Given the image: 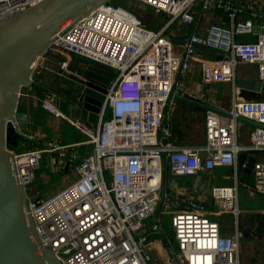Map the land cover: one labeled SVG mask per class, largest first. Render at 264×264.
<instances>
[{
	"label": "built area",
	"instance_id": "1",
	"mask_svg": "<svg viewBox=\"0 0 264 264\" xmlns=\"http://www.w3.org/2000/svg\"><path fill=\"white\" fill-rule=\"evenodd\" d=\"M43 1L0 0V19ZM136 1L188 25L195 22L192 11L198 1L204 10L214 7L227 12L232 23L238 15L224 0ZM233 35L229 60L202 62L204 82H235L239 64L257 66L259 80L264 82V34L252 43H238ZM204 43L195 34L185 41L183 55H178L165 29L148 30L138 16L112 2L81 17L54 40L50 51L69 60L60 67L63 74L88 83L71 71L74 56L118 72L108 88L96 130L70 119L49 102L43 105L47 112L86 135L93 146L92 153L80 161L74 156L78 179L70 187L47 200L27 194L28 211L41 245L62 264H239L238 238L222 234L219 222L207 216L204 203L192 202L172 215L175 243L166 236L158 218L163 203V157L168 158L174 175L187 177L218 166H236L241 152L260 153L263 159L254 164L253 182L247 189L264 194V100H235L232 119L208 112L202 147L179 149L161 142L166 108L178 75L190 70L196 46ZM44 57L33 67L36 74ZM238 117L260 125L247 147L237 144ZM35 139L31 134L29 141ZM47 151L14 153L18 184L27 189L34 183L42 154ZM212 199L216 217L240 215L237 185L214 188ZM151 219L154 222L149 226ZM162 235L165 244L159 240ZM156 245L158 257L153 254Z\"/></svg>",
	"mask_w": 264,
	"mask_h": 264
},
{
	"label": "water",
	"instance_id": "2",
	"mask_svg": "<svg viewBox=\"0 0 264 264\" xmlns=\"http://www.w3.org/2000/svg\"><path fill=\"white\" fill-rule=\"evenodd\" d=\"M114 0H44L42 3L20 13L0 19V264H62L55 255L41 245L32 216L28 211L25 187L15 179L14 153L23 152L24 141L30 139L34 118L19 109L23 89L35 87L55 103V108L64 110L72 120H83L97 129L99 113L108 89L88 82L64 87V92L48 88L43 77L33 71L37 61L46 55L58 35L81 17L90 14L103 4ZM238 15L232 23L227 12L223 21L214 23L212 34L204 44L196 46V52L215 61L229 60L232 35L264 34V9L236 7ZM239 18L242 23L238 25ZM196 31L188 36L192 38ZM175 43V42H174ZM59 89V90H60ZM232 119L233 102L264 100V82L257 79L226 82L221 94V107L206 106L189 94L171 99ZM241 117L237 121H243ZM249 122V121H248ZM256 128L257 123H252ZM171 124L163 126L169 132ZM169 144L168 138L162 141ZM244 156H240L242 165ZM66 166H69L67 163ZM53 167V159H52ZM193 203L201 196L211 198L213 180L200 177L196 185L188 186ZM177 197H182L177 195ZM183 198V197H182Z\"/></svg>",
	"mask_w": 264,
	"mask_h": 264
},
{
	"label": "crops",
	"instance_id": "3",
	"mask_svg": "<svg viewBox=\"0 0 264 264\" xmlns=\"http://www.w3.org/2000/svg\"><path fill=\"white\" fill-rule=\"evenodd\" d=\"M231 3L235 9L240 8H253L260 5L264 9V0H224ZM151 13L157 19L158 28H146L150 31H160L165 29V35L169 38L175 47V52L178 55L184 53V43L188 36L196 31V35L202 37L205 42L212 33L213 24L221 23L223 21L222 11L215 10L214 7L210 10H204L202 4L198 1L192 11V16L195 19L193 25H188L180 20H175L164 13H157L154 9ZM242 23V18H239L238 25ZM261 35V34H260ZM260 35L253 33H244L236 35V42L238 43H252L256 42ZM56 54L49 52L45 55L38 73L43 77V83L48 88L64 92L66 89L59 88L56 78H66L60 70L63 62L58 61ZM71 61V60H70ZM203 61H215L213 58L205 54L196 52V60L191 63L190 70L186 73H180L177 78V87L175 96L182 94H189L196 99L199 103L206 106H213L216 108L221 107V94L225 83H211L204 82V73L202 69ZM91 62V61H90ZM93 63V62H92ZM72 65L70 64V67ZM58 67V68H57ZM85 76L88 82H93L100 87L108 89L109 86L105 82L112 71L99 64L88 65L84 68ZM71 78L75 79L73 75L68 73ZM237 80L257 79L259 80L258 67L255 65L239 64L236 69L235 75ZM83 85L86 84L81 79L76 80ZM63 86V84L61 85ZM60 89V90H59ZM240 102H243L239 100ZM45 102H49L55 106L48 97H45L42 91L33 86L23 89L20 95L19 109L24 113H29L34 118L32 122V135L36 137L34 141H29L28 146L31 149L49 150L43 155H47L50 167H47V172L43 175L42 179L45 182L51 180L53 174H68L74 171L73 158L76 156L80 161L84 157L90 155L93 151V146L88 144L89 138L79 132L70 123L64 119L57 118L43 107ZM61 112L66 115L62 109ZM207 111L201 110L189 104H185L176 100L170 99L166 108L165 125L171 124L169 132L161 129V141L167 137L169 144L179 149H187L192 147H202L206 143L205 137V123L207 118ZM71 119V118H70ZM243 121H237L238 133L237 144L240 147H247L251 144L252 136L256 126L243 118ZM84 124L93 130L91 124L85 118ZM249 121V122H248ZM34 124L38 125V129H33ZM61 124H68L73 127L80 139L77 137H70L64 132H61L59 127ZM47 127V131L44 130ZM53 144L54 146H50ZM240 156H244L242 165H240ZM42 159V158H41ZM53 159V167H52ZM263 157L260 153L256 152H241L237 158L236 166H218L212 171H203L194 176L181 177L176 176L170 169V163L167 157H163V205H167L168 213L174 215L177 212L187 209L188 205L192 203L193 197L190 191H194L188 186L196 185L200 177H207L213 180L214 188L223 187H238V208L240 215L235 217L231 213L223 214L216 217L213 211L214 201L212 197L201 196L199 202L204 203L207 208V215L220 224V219L223 216L234 218L236 229L231 232L230 230L222 231L224 236L237 237L239 240V264H264V194L252 193L247 189V185L253 182V168L257 161L262 160ZM67 163L69 166H66ZM41 163L37 172L41 169ZM49 169L51 172H49ZM77 174V173H76ZM241 190L243 194H241ZM181 195L182 197H177ZM221 226V224H220Z\"/></svg>",
	"mask_w": 264,
	"mask_h": 264
},
{
	"label": "rangeland",
	"instance_id": "4",
	"mask_svg": "<svg viewBox=\"0 0 264 264\" xmlns=\"http://www.w3.org/2000/svg\"><path fill=\"white\" fill-rule=\"evenodd\" d=\"M112 4L134 13L136 16H138L143 21V23L145 24L147 28L154 29V28L159 27L157 19H155V17L151 13V9L141 2H138L136 0H125L123 2L119 0H114L112 1ZM56 56H57L56 59L60 62H69V60L63 55L56 54ZM70 64L72 65L70 67L71 71L78 73L82 77L85 76L84 68L88 65H94V63L90 62L89 60H86V59H83L77 56L72 57ZM65 77L66 78H56L55 77V79L57 80L56 81L57 85L63 84V85L70 86L72 84L79 83L75 81L76 78L75 79L71 78V76L68 73L65 74ZM109 117H110V114L108 115V118ZM33 129H38V125L34 124ZM59 129L61 132H64V134H67V136H70V137L75 136L77 137V139H80V135L78 134V132L68 124H61ZM44 130L47 131V127L44 126ZM28 142L29 140L24 141L22 145L23 152L33 150L29 148ZM41 165H42L41 169L37 172L36 180L34 181L32 185H30L26 189L27 194L36 200H47L51 198L52 196L58 194L59 192L65 190L66 188L70 187L78 179V175L76 173L70 172L68 174H60V175L53 174L51 175V180L49 182H45L43 181L42 177L47 172V167H50V163H49V159L47 155H43L41 159ZM49 172H51L50 169H49ZM241 194H243L242 190H241ZM166 207H167L166 204L163 206H160L159 211H158V218L162 222V225L166 231V236L170 238L172 242L175 243L173 229L171 226L172 216L170 213H168ZM213 211H215V204H213ZM219 219H220L222 231L230 230L231 232H233L236 229V223L234 221V218L229 217V216H223L222 218H219ZM153 222H154V219H151L147 223L150 226L153 224ZM159 240H161L163 244H165L166 239L164 235L160 236ZM155 249L156 250L153 254L154 256L158 257L159 251H157L158 250L157 245ZM150 264H154V261L150 262Z\"/></svg>",
	"mask_w": 264,
	"mask_h": 264
},
{
	"label": "trees",
	"instance_id": "5",
	"mask_svg": "<svg viewBox=\"0 0 264 264\" xmlns=\"http://www.w3.org/2000/svg\"><path fill=\"white\" fill-rule=\"evenodd\" d=\"M49 52H51L52 54L53 53L56 54L54 51H49ZM95 64H97V63H95ZM101 66H103V65H101ZM103 67L109 69L110 71H112V73H110V75L107 78L104 79L105 82L108 84V86L110 88L115 83V81H116V79L118 77V72L116 70H114V69L109 68V67H106V66H103Z\"/></svg>",
	"mask_w": 264,
	"mask_h": 264
}]
</instances>
